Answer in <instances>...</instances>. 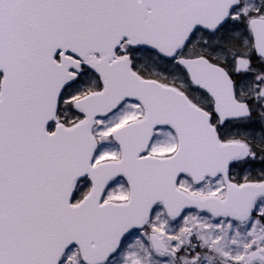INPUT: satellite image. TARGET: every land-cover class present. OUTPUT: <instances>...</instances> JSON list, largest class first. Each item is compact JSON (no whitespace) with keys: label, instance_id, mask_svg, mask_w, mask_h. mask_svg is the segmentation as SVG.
I'll return each instance as SVG.
<instances>
[{"label":"snow or ice","instance_id":"obj_1","mask_svg":"<svg viewBox=\"0 0 264 264\" xmlns=\"http://www.w3.org/2000/svg\"><path fill=\"white\" fill-rule=\"evenodd\" d=\"M0 264H264V0H0Z\"/></svg>","mask_w":264,"mask_h":264}]
</instances>
